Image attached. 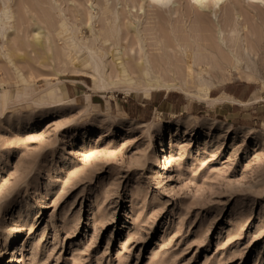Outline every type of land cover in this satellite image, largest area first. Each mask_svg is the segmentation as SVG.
Wrapping results in <instances>:
<instances>
[{
  "label": "rangeland",
  "instance_id": "obj_1",
  "mask_svg": "<svg viewBox=\"0 0 264 264\" xmlns=\"http://www.w3.org/2000/svg\"><path fill=\"white\" fill-rule=\"evenodd\" d=\"M10 6L0 34V264H264V5L225 0L218 19L193 0ZM2 10L0 0V20ZM71 36L85 45L66 47ZM138 39L154 71L162 65L185 92L146 97L126 64L128 54L136 66ZM118 51L132 85L115 78ZM197 52L210 63L205 87Z\"/></svg>",
  "mask_w": 264,
  "mask_h": 264
},
{
  "label": "bare ground",
  "instance_id": "obj_2",
  "mask_svg": "<svg viewBox=\"0 0 264 264\" xmlns=\"http://www.w3.org/2000/svg\"><path fill=\"white\" fill-rule=\"evenodd\" d=\"M11 1L12 0H2V2H3V10H2V15H1V20H0V34L1 35H4V33H5V31L7 30V23L9 24V20L11 19V18H13V13H12V11H11V6H10V3H11ZM146 1V0H145ZM157 1V3H159L162 7H168L170 4H172V2H173V4H174V0H156ZM194 1V5L196 6V7H198L201 11L202 10H208L216 19H218V13L221 11V9H222V5L224 4V2H225V0H193ZM255 1V0H254ZM256 1H258V2H260L261 4H263L264 5V0H256ZM143 5H144V3H143ZM142 5V6H143ZM140 7V9L141 10H144V8L143 7ZM172 7H174V6H172ZM161 8V7H160ZM171 8V7H170ZM161 9H163V8H161ZM172 10V9H171ZM233 12L236 14V15H238L237 14V12H236V9L234 8L233 9ZM176 13V12H175ZM241 16L240 15H238L237 16V18H240ZM87 22L90 24V22L91 21H93L92 19V15H91V13L90 14H87ZM117 19V18H116ZM115 19V20H116ZM240 22V21H239ZM134 25V24H133ZM12 28V27H11ZM65 28H66V26H65ZM93 28V27H92ZM244 29H248L246 26L244 27ZM69 30H70V27H69ZM36 32H35V37H36V41L39 43V45H42V42H41V35H42V33L43 32H41V30H40V28L38 27L36 30H35ZM65 32V31H64ZM220 32V34L222 33V30H220L219 31ZM62 33V32H61ZM51 35H52V33H50ZM71 35V34H70ZM69 35V36H70ZM43 36V35H42ZM46 37V36H45ZM45 37H42V38H45ZM72 37V36H71ZM70 37V38H71ZM74 37V36H73ZM73 37H72V39H73ZM48 39L50 38V37H47ZM70 38H69V40H70ZM96 38V37H95ZM99 38V37H98ZM138 38V37H137ZM46 39V38H45ZM52 39H53V37H52ZM70 40L71 42H72V44H69V43H67V41H66V47H71V49H74V50H78V48L80 47V45H82L83 44V42H81L79 39L76 41L75 39H73V40ZM42 40H44V39H42ZM54 40V39H53ZM68 40V39H67ZM99 41H100V38L98 39ZM119 41V40H118ZM142 40H140V39H138V47H139V56H138V58L136 59V60H134L135 61V63H134V65L136 64V66H135V68H133L132 67V65H130V61H131V58L128 56V54H125V56H126V64L128 65V71H130V73L132 74V75H135V74H137L138 76H139V79L137 80V82H138V86L139 87H141V91L142 92H144V94L146 95V97H150V95H151V92L152 91H160V90H171V89H179V90H184V88H183V82H181L180 84L178 83V84H176L175 83V81L174 80H168V79H166L165 77H164V75L162 76L161 75V72H162V68H163V66L161 65H159L158 66V68H156L157 69V71H154V69H153V67H152V63H151V60H150V58H149V54L147 55L146 54V50L144 51V47L142 48V44L144 43H142L141 42ZM96 42V41H95ZM105 42V41H104ZM85 43V42H84ZM87 43V42H86ZM99 43V42H98ZM112 43V42H111ZM194 43H195V41H194ZM196 43H198V42H196ZM180 44V43H179ZM201 43H199V45H200ZM85 45V44H84ZM84 45H82V46H84ZM86 45H88V43L86 44ZM112 45H113V43H112ZM81 46V47H82ZM98 46V45H97ZM90 47V46H89ZM88 47V48H89ZM110 47V46H109ZM124 47V46H123ZM50 48V50H51V47L49 46L47 49H49ZM84 48H86V47H84ZM93 48V47H92ZM103 48V47H102ZM111 48V47H110ZM192 48H194L193 46H192ZM55 49V48H54ZM124 49V48H123ZM126 49V48H125ZM199 49V48H198ZM69 50V49H68ZM55 51V50H54ZM71 51V50H70ZM88 51V50H87ZM113 51V50H112ZM159 51V50H158ZM163 51V50H162ZM184 51V50H183ZM207 51V50H206ZM232 51V50H231ZM56 52V51H55ZM55 52H53V53H55ZM65 52H68V51H65ZM133 52V51H132ZM192 52V51H191ZM204 52H205V50H204ZM92 53V52H91ZM159 53V52H158ZM185 53H186V55H187V58H188V56L191 54L190 52H187V51H185ZM206 53V52H205ZM205 53H204V55H205ZM209 53H211V52H209ZM74 54V53H73ZM98 54V53H97ZM212 54V53H211ZM69 55H72L71 53H69V54H67V57H69ZM91 55H93V54H91ZM90 55V56H91ZM181 55V54H180ZM98 56V55H97ZM91 57H93V56H91ZM123 57V53L122 52H120V51H118V52H115L114 54H113V64H115V70H114V74H115V78L116 79H120L122 82H124V83H128L129 85H132V84H134V82H133V79H131L132 78V76L131 77H129V75H130V73L128 72V71H126V70H124V71H119V69H117V68H120V67H117L116 68V60H121V58ZM152 57V56H151ZM161 58L160 59H162V57L163 56H160ZM72 58H73V56H72ZM97 59H99L98 57H96ZM111 59V58H110ZM235 59V58H234ZM70 60V59H69ZM73 60V59H72ZM72 60H70L71 62H72ZM100 60V59H99ZM56 61V60H55ZM163 61V60H162ZM161 61V62H162ZM192 63H193V65L194 66H196L197 67V69L199 70V72H198V75L201 77L200 78V81H199V83H200V87H205L206 85H208L207 83H206V80L204 79V73H205V71H206V69L207 68H209V66H210V63H209V61H208V59L205 57V56H202L201 55V53H199V52H197L196 53V57H194L192 60ZM103 62V61H102ZM122 62H124V61H122ZM122 62H120V65H123V63ZM164 62V61H163ZM189 62V61H188ZM236 62V61H235ZM59 63V62H58ZM80 63H82V62H80ZM100 63H101V61H100ZM125 63V62H124ZM165 63V62H164ZM63 64H64V61H63ZM71 64V63H70ZM79 64V63H78ZM86 64H87V62H86ZM104 64L105 63H103V66L102 65H96V67H95V72H96V74H98V80L100 81V85H101V82H105L106 80V73H105V67H104ZM168 64V63H167ZM171 64V63H170ZM238 64V63H237ZM66 65H67V63H66ZM85 65V64H84ZM123 67H124V65H123ZM127 67V66H126ZM174 67V66H173ZM172 67V68H173ZM179 67V66H178ZM181 67V66H180ZM189 67V66H188ZM77 69V68H76ZM110 69V68H109ZM125 69V68H124ZM135 69L138 71V73H137V71H135ZM225 69V68H224ZM181 70H182V68H181ZM178 71H180V70H178ZM109 72V71H108ZM185 73V72H184ZM177 74V73H176ZM195 74V73H194ZM206 74H208L207 72H206ZM181 75V74H180ZM179 75V76H180ZM183 75V74H182ZM189 75V74H188ZM186 76V75H185ZM190 76V75H189ZM197 76V75H196ZM113 77V76H112ZM137 77V76H136ZM108 78V77H107ZM134 78V77H133ZM182 78V77H181ZM184 78V77H183ZM189 79H192L193 80V78H189ZM108 80V79H107ZM95 82V81H94ZM95 84V83H94ZM137 84V83H136ZM135 84V85H136ZM99 85V86H100ZM106 85H108V84H106ZM190 86H192V84H190ZM194 86V85H193ZM97 87V86H96ZM95 87V88H96ZM199 87V88H200ZM198 89V88H197ZM134 90H135V88H134ZM200 90V89H199ZM203 90V89H202ZM206 90H208V89H206ZM205 89H204V91H206ZM137 91V90H136ZM140 91V90H139ZM187 91V90H186ZM169 92V91H168ZM184 92H185V90H184ZM187 93V95L191 98V97H193V98H196V99H198V100H204V101H206V102H209V103H212V104H215V103H220V102H223V101H225L226 99L227 100H229L227 97H224V98H218V99H213V100H211V98L207 95V94H204V95H193V94H191V93H188V92H186ZM209 93H210V91H209ZM175 129V128H174ZM167 143V142H166ZM159 158H161V159H163V158H165V156L166 155H164V154H167V148H166V145H165V142L162 144V150H160L159 151Z\"/></svg>",
  "mask_w": 264,
  "mask_h": 264
}]
</instances>
